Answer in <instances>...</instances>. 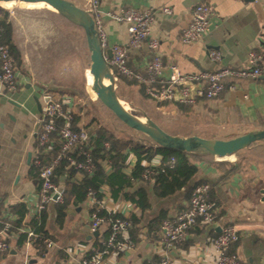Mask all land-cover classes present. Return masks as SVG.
Listing matches in <instances>:
<instances>
[{"label":"crops","instance_id":"obj_1","mask_svg":"<svg viewBox=\"0 0 264 264\" xmlns=\"http://www.w3.org/2000/svg\"><path fill=\"white\" fill-rule=\"evenodd\" d=\"M68 1L81 10H90L89 0ZM199 5L209 8L217 29L203 43L185 47L181 44V32L188 26L193 10ZM161 8H168L170 14L158 13L150 32L151 38L158 43L157 51L165 65L176 66L180 72L193 75L224 68L246 69L252 52L264 60V0H99L102 29L108 47L128 42L127 27L111 21L109 14L120 9L143 11ZM208 50L219 54V63L210 62ZM108 52L109 49L105 54ZM148 59L149 53L143 46L129 55L127 67L135 74H143ZM16 71V91L7 94L0 87V232L1 240L7 246L5 251H0V264H77L80 258L90 255L91 249H98L95 243L103 247L109 236L110 222L104 217L98 216L101 224L96 231L91 230V210L95 208L102 210L106 216H120L127 220L135 216L140 221L136 227H130L124 237L130 249L109 252L101 257V264H153L162 257L157 247L161 224L166 220H175L187 210L191 190L198 183L210 187L209 201L214 207L215 222L210 226L195 222L188 237L167 251L170 263L214 264L216 253L212 242L222 227L234 224L240 234L229 253L234 254L240 264H264V143L255 144L253 146H259H251L240 153L248 154L239 159L240 172L226 180L224 168L220 165L222 162L236 164V156L223 161L200 156L202 162L198 175L169 199H156L151 191L152 183L138 185V188L144 187L149 195L150 209L144 213L121 200L113 202L106 188L99 191L102 198L96 207H92L87 198L78 206L69 203L60 216L59 208L63 200L62 204H48L39 213L40 181L34 163L48 162L50 158L47 155L52 150L50 147L41 151L37 144L39 108L44 106L47 98L60 102L73 116V129L85 130L87 121L78 107L85 108L86 103L80 104L67 92L55 88L51 91L49 87L35 84L26 68L16 66ZM234 85V90L227 89L212 101H199L195 105L172 103L159 107L158 110H164L174 121L191 128L189 135H182L166 124L167 132L184 138L196 136L206 140L229 141L249 132L264 131V81H238ZM172 105L186 106L189 108L188 115H180ZM76 118L79 119L77 123ZM56 139L54 135L50 146L55 144ZM160 161L159 157L154 158L147 168L158 167ZM134 163V158H131L125 175L130 174ZM102 168L106 174L111 172L108 163H104ZM84 173L76 172L74 181L81 182ZM54 180H57L54 184L62 195L66 187L65 176ZM21 211L23 216L19 219L17 212ZM42 224L40 235L38 229ZM5 227L7 231L3 232ZM28 232H34L42 240L50 242L51 246L45 245L43 251L27 257L26 245L34 241L26 237Z\"/></svg>","mask_w":264,"mask_h":264},{"label":"built area","instance_id":"obj_2","mask_svg":"<svg viewBox=\"0 0 264 264\" xmlns=\"http://www.w3.org/2000/svg\"><path fill=\"white\" fill-rule=\"evenodd\" d=\"M89 13L94 20L99 37V45L102 51L103 60L113 74L115 83L118 78L134 81L143 90L144 96L160 107L179 103L182 105H195L199 101H212L218 98L227 89L234 90L235 82L246 80L264 81V60L252 52L249 55L248 67L246 69H220L215 72H199L197 74H185L180 72L176 66L165 65L158 53V43L151 38V27L155 16L158 13L170 14L168 8L158 10L147 9L143 11L134 9H120L108 15L115 23L127 27L128 42L125 45H107L102 29L101 12L99 0H89ZM217 29L210 10L206 5L196 6L192 12L191 21L181 32V44L185 47H193L203 43L207 36ZM6 27L0 25V87L7 93H13L18 86L16 66L13 63L8 48L3 42ZM146 47L149 53L148 63L143 74H135L127 67L129 55L133 51ZM109 49L111 57L105 56ZM207 57L210 62L217 64L220 56L215 50H208ZM232 82V84H230ZM38 122L37 144L45 150L53 143V136L56 135L61 148L54 158L42 164L35 162L40 181L38 212L41 213L50 203L62 204L63 198L53 182L54 171L62 160L67 161V169L75 172L91 173L92 162L90 151L84 146L88 140L85 130H75L72 127L73 116L66 110L62 103L49 100L41 108ZM59 124V125H58ZM59 126V128H58ZM79 147L78 158H69L70 152ZM152 171L147 168L142 177L149 181ZM210 187L207 184L197 186L193 189L187 210L179 214L175 220L164 221L159 229L158 250L162 253L159 261L153 264H171L167 251L173 246L183 242L195 222L200 221L204 226H210L215 222L214 207L209 201ZM92 207L99 205V202L88 194ZM101 224L97 214L91 215V230L96 231ZM131 225L127 219H116L109 226V236L104 244L105 251L100 253L91 249L87 257H82L77 264H101V257L111 251H123L129 242L124 239ZM7 231V227L3 232ZM0 251L7 249L6 244L1 240ZM239 228L234 224H226L220 230L216 239L212 242L216 253L214 264H240L234 254H230V247L239 239ZM34 241L27 243L25 254L27 257L34 256L43 251L44 246H51L50 242L37 237L34 232H28L26 236Z\"/></svg>","mask_w":264,"mask_h":264},{"label":"trees","instance_id":"obj_3","mask_svg":"<svg viewBox=\"0 0 264 264\" xmlns=\"http://www.w3.org/2000/svg\"><path fill=\"white\" fill-rule=\"evenodd\" d=\"M53 15L61 22L67 23L56 13H53ZM0 23L7 27L3 36V42L8 48L10 57L15 66L21 68V57L14 43L10 12L0 9ZM116 85L118 86V90H124L125 92L129 91L131 97L133 94H138L147 100L143 94L142 88L134 81H123L120 79ZM68 94L76 99L79 93L72 91L68 92ZM86 97L87 95L84 91L83 98L85 99ZM131 106L133 105L131 104ZM164 106L166 107V105ZM159 107L160 106L157 105L155 108L159 109ZM172 107L176 109L177 113L180 115L187 116L189 113V108H186V106L172 105ZM78 111L84 114L87 121L84 129L86 130L88 140L84 148L90 151L92 171L89 174L82 172L84 173L82 174L83 180L81 182H76L74 181L76 172L67 169L66 160H62L55 169L54 178L57 179L62 176L66 178V187L62 194L64 202L61 208H59L60 216L63 215L61 212L69 203L78 206L87 200L88 194L93 195L99 202L102 198V196L99 195V191L103 188L108 189L110 199L113 202L121 200L137 208L141 213H144L150 209L149 195L144 187L138 188V185L145 186L146 183H152L151 191L154 197L158 200H165L174 196L175 193L184 188L191 179L198 175L199 165L202 162L200 156L161 150L150 144H145L133 136L120 133L114 128L115 126L113 127V124L111 125L113 122L104 124V120L107 119L106 116V119L103 118L101 122L99 120L101 116H94L89 109L78 107ZM102 115L104 116L103 113ZM90 116L93 118L88 120ZM77 122H79V119L76 118L75 123ZM157 126L167 132L165 126ZM55 141L54 145L45 149L48 150L50 147L52 149L48 153L47 158H54L61 148L59 141L57 139ZM79 149V147L73 149L68 157L79 160ZM54 152L55 154L53 155ZM156 157L160 158V164L158 167H148L153 175L150 178V182L145 181L142 175L147 169V166L150 165L151 161ZM241 157L242 154L236 155V159H238L236 164H230L228 162L221 163L220 166L224 168L223 170L225 172V180L240 172ZM131 158H134L135 163L130 169V174L125 175L124 172L130 167ZM104 163H108L110 166L111 172L109 174L103 171L102 165ZM53 182L57 183V180ZM203 184L204 183H198L194 185L191 193L194 188ZM94 213L100 218H106L110 224L116 219H121L120 216H106L99 208L92 209L91 214ZM17 216L20 219L23 216V211L17 212ZM128 221L133 228L140 223L139 219L135 216H131ZM1 227L2 225L0 224V228ZM42 228L43 224L41 228L38 229V234L40 235ZM37 237L40 238L39 236ZM94 246L98 248L96 250L100 253L105 251L104 245L101 247L100 243H95Z\"/></svg>","mask_w":264,"mask_h":264},{"label":"rangeland","instance_id":"obj_4","mask_svg":"<svg viewBox=\"0 0 264 264\" xmlns=\"http://www.w3.org/2000/svg\"><path fill=\"white\" fill-rule=\"evenodd\" d=\"M8 12L11 15L14 43L21 57V67L26 68L33 82L49 87L51 89L48 90L51 91L55 88L63 93L72 91L79 93L76 98L77 102L86 103L85 108L89 109L94 116H101L102 118L99 117L101 122L107 117L104 124L113 122L111 125L113 124V127L115 126L114 128L119 131L118 124L110 118L109 114L104 109L101 111V108L92 102L90 82L86 79L87 73L83 59L84 36L82 31L69 23L61 22L50 10L43 9L34 13H26L14 8ZM84 91L87 95L85 99L83 98ZM118 93L122 99L133 105L134 112L144 121H150L156 126L166 127L167 124L174 131L189 135L191 130L189 126L174 121L164 110L155 108V105L147 98L145 100L138 94H133L131 97L129 91L124 90H118ZM92 118L90 116L88 120ZM242 156H248V154Z\"/></svg>","mask_w":264,"mask_h":264},{"label":"water","instance_id":"obj_5","mask_svg":"<svg viewBox=\"0 0 264 264\" xmlns=\"http://www.w3.org/2000/svg\"><path fill=\"white\" fill-rule=\"evenodd\" d=\"M0 3L43 5L45 10L56 13L67 23L82 31L84 65L86 63L85 70L91 78L90 81L88 75L86 77L90 82V93L95 96L111 119L129 129L130 136L164 151L205 156L218 161L235 157L255 144L264 143V131L249 132L229 141H215L196 136L185 138L172 136L150 121H144L140 117L136 120L132 115L133 107L119 96L113 74L103 60L98 32L89 12L77 8L68 0H0ZM105 56L109 59L110 52ZM49 100L47 98L45 102ZM39 112H41L40 108Z\"/></svg>","mask_w":264,"mask_h":264},{"label":"bare ground","instance_id":"obj_6","mask_svg":"<svg viewBox=\"0 0 264 264\" xmlns=\"http://www.w3.org/2000/svg\"><path fill=\"white\" fill-rule=\"evenodd\" d=\"M0 8L5 10V11H12L14 8H18L20 10H22L23 12H26V13H34L36 11H41L43 10L45 7L43 5H31V4H19V5H16V4H13V3H0ZM83 59H84V62H85V56L83 54ZM85 66H86V63H85ZM87 75H88V78L90 77L89 73L86 71ZM90 81H91V78H89ZM91 98H92V102L99 106L101 108V111L103 110L101 104L97 101V99L95 98V96L93 94H90ZM99 108V109H100ZM132 115L133 117L137 120L138 119V116L135 112H132ZM118 129H119V132L124 134V135H129L130 134V131L129 129H127L123 124L121 123H118Z\"/></svg>","mask_w":264,"mask_h":264}]
</instances>
